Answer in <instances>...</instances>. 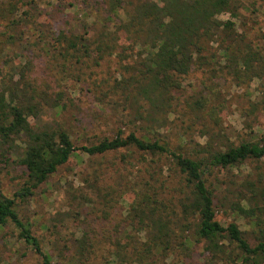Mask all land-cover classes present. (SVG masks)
<instances>
[{"label":"trees","instance_id":"1","mask_svg":"<svg viewBox=\"0 0 264 264\" xmlns=\"http://www.w3.org/2000/svg\"><path fill=\"white\" fill-rule=\"evenodd\" d=\"M25 1L0 0V24L14 27L19 8L31 4L43 15L39 6L45 0ZM54 2L46 4L54 7ZM76 6L84 10L82 32L50 31L43 38L51 39L56 59L76 66L98 67L111 59L121 65L122 73L102 82L108 85L105 96L119 93L134 110L124 123L128 133L119 128L113 137L96 144L74 145L63 127L30 123L29 118L43 109V91L26 77L22 92L14 84L0 90V146L11 151L16 140L25 138L18 163L26 175L13 198L0 196V230L14 227L17 239L39 256L41 264H53L30 225L20 219L16 200L33 196L74 154L92 158L122 152L120 163L127 174L121 195L131 194L123 226L116 224L113 234L83 232L76 240V264L96 260L98 264H168L172 258L190 256L196 248L203 249L208 264H264V173L259 167L255 174L246 173L239 186L246 193L237 191V200L231 203V210L254 226L253 244L235 222L222 225L216 220V193L221 187L214 176L250 160L264 161V136L237 145L222 141L223 145L209 141L202 145L185 132L191 129V120L185 130L178 125L174 134L163 132L168 117L176 114L200 115L221 127L223 105L210 104L208 96L177 107L175 95L194 70L212 79L264 72L254 68L264 62V55L237 33L233 21L218 19L228 14L239 20L242 0H82ZM82 200L91 202L87 197ZM101 213L108 218L106 209Z\"/></svg>","mask_w":264,"mask_h":264},{"label":"rangeland","instance_id":"2","mask_svg":"<svg viewBox=\"0 0 264 264\" xmlns=\"http://www.w3.org/2000/svg\"><path fill=\"white\" fill-rule=\"evenodd\" d=\"M47 1H55L54 7L47 5ZM81 1L45 0L39 6L43 15H38L37 8L31 4L19 8L18 22L14 27L0 24V90L14 84L22 92L26 77L43 91V109L36 118H29L30 123L39 127L59 125L67 130L77 146L111 138L119 128L125 129L127 134L126 116L134 115V110H129L124 103L123 95L111 93L105 96L108 85L103 84L102 79L112 80L118 72H123L115 59L98 67L76 66L62 58L56 59L57 49L52 50L51 39L43 38L50 31L82 32L84 10H78L76 6ZM242 3L239 20L230 19L228 14L219 15L218 19L233 21L237 33L245 35V40L264 55V0H242ZM32 6L34 10L30 11ZM90 21L91 18H87L88 25L92 23ZM258 67L264 69V62L254 64L255 69ZM22 70L23 77L20 76ZM257 71L260 76L254 72H240L237 77L226 75L212 79L194 70L185 77L182 89L175 95L179 97L177 107L181 109L185 101L208 96L210 104L223 105L219 114L221 127L213 126L200 115L184 117L176 114L168 117L163 132L174 134L178 125L185 130L191 120L192 127L185 132L189 139L202 145L208 141L214 146L221 141L237 145L241 140L261 138L264 136V72ZM173 104H176L175 100ZM181 119L187 122L181 124ZM24 141V137L16 140V147L11 151L0 146V196L13 198L14 192L25 184L24 168L18 163ZM121 153L92 158L82 153L74 154L33 196L22 202L16 200L20 219L30 225L32 234L39 240L43 251L49 253L53 264L71 261L76 264V240L83 232L92 234L105 230L113 234L116 224L123 226L131 194L121 195L126 190L127 174L125 166L120 163ZM256 167L264 173V161L255 160L214 173L221 187L216 193V220L222 225L235 222L251 244L255 242V228L248 219L231 210V203L237 200V191L246 193V189L239 188L242 178L246 173L255 174ZM82 197L91 202L86 203ZM105 209L108 218L101 213ZM204 261L203 249L196 248L190 256L181 260L172 258L167 263L208 264ZM0 264H41V260L17 239L14 227L8 226L0 230ZM90 264H98V261Z\"/></svg>","mask_w":264,"mask_h":264}]
</instances>
